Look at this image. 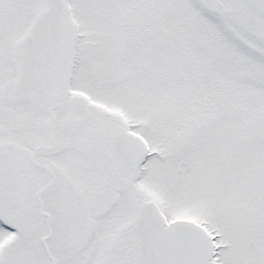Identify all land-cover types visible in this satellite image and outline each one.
I'll return each mask as SVG.
<instances>
[{
	"label": "snow or ice",
	"instance_id": "6c2138e0",
	"mask_svg": "<svg viewBox=\"0 0 264 264\" xmlns=\"http://www.w3.org/2000/svg\"><path fill=\"white\" fill-rule=\"evenodd\" d=\"M0 264H264V0H0Z\"/></svg>",
	"mask_w": 264,
	"mask_h": 264
}]
</instances>
